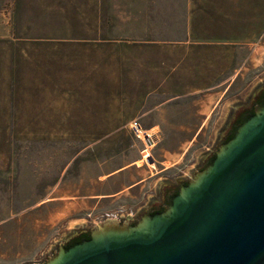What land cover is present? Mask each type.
I'll use <instances>...</instances> for the list:
<instances>
[{
    "label": "rangeland",
    "instance_id": "rangeland-1",
    "mask_svg": "<svg viewBox=\"0 0 264 264\" xmlns=\"http://www.w3.org/2000/svg\"><path fill=\"white\" fill-rule=\"evenodd\" d=\"M6 2L12 26L0 16V264L41 263L76 227L142 217L162 179L194 177L230 109L264 84L260 46L244 60L234 55L217 78L237 72L223 93H146L140 90L160 78L129 76L134 65L115 46L112 0ZM177 62L170 67L186 73ZM161 100L180 107L165 108L172 117L161 118L154 107ZM199 111L208 113L201 122ZM127 163V172L110 176ZM130 183L136 186L119 197L101 198Z\"/></svg>",
    "mask_w": 264,
    "mask_h": 264
},
{
    "label": "water",
    "instance_id": "water-1",
    "mask_svg": "<svg viewBox=\"0 0 264 264\" xmlns=\"http://www.w3.org/2000/svg\"><path fill=\"white\" fill-rule=\"evenodd\" d=\"M35 264H264V84L194 177L159 185L142 217L74 228Z\"/></svg>",
    "mask_w": 264,
    "mask_h": 264
},
{
    "label": "crops",
    "instance_id": "crops-1",
    "mask_svg": "<svg viewBox=\"0 0 264 264\" xmlns=\"http://www.w3.org/2000/svg\"><path fill=\"white\" fill-rule=\"evenodd\" d=\"M6 1L0 4V16L12 26ZM111 4L112 28L120 30L115 46H123L121 50L134 65L129 76L160 78L153 89L140 90L146 93H223L237 72L217 78L230 67L234 55L244 60L264 46V0H112ZM171 62L187 68L186 73L182 68L170 67ZM165 102L161 100L154 107L161 108V118H170L172 115L165 110L180 107L179 101L172 102V106ZM199 113L203 114L200 122L208 117L206 111ZM130 167L128 163L121 165L110 176L124 174ZM135 186L124 185L101 198H117L124 189ZM96 196L92 199L98 202L101 195Z\"/></svg>",
    "mask_w": 264,
    "mask_h": 264
},
{
    "label": "flooded vegetation",
    "instance_id": "flooded-vegetation-1",
    "mask_svg": "<svg viewBox=\"0 0 264 264\" xmlns=\"http://www.w3.org/2000/svg\"><path fill=\"white\" fill-rule=\"evenodd\" d=\"M262 84H263V83H262ZM239 106H245V103H244V104H242V103H237V107H239ZM235 108H236V107L231 108L230 111L234 110ZM229 117H230V113H229L228 118L225 120V122H223V124L219 127V129H218V131H217V133H216V137H215V140H214L213 145H212L210 148H207V149H206V152H204V155H202V156H205V155H206L211 149H215V148L217 147V143H218V140H219L220 134L224 131V128H225L226 122L229 120ZM202 156L198 159V162L196 163L193 172H195V170L201 165V159H202ZM182 179H185V178H182ZM177 180H178V179H177ZM165 182H167V180H163V179H162V184L165 183ZM151 203H152V202H151ZM151 203H150V204H151ZM150 204H149V205H150ZM149 205L147 206L146 211H148V209H149Z\"/></svg>",
    "mask_w": 264,
    "mask_h": 264
},
{
    "label": "built area",
    "instance_id": "built-area-1",
    "mask_svg": "<svg viewBox=\"0 0 264 264\" xmlns=\"http://www.w3.org/2000/svg\"><path fill=\"white\" fill-rule=\"evenodd\" d=\"M135 128H134V132L136 133V132H138V127H136V126H134Z\"/></svg>",
    "mask_w": 264,
    "mask_h": 264
},
{
    "label": "bare ground",
    "instance_id": "bare-ground-1",
    "mask_svg": "<svg viewBox=\"0 0 264 264\" xmlns=\"http://www.w3.org/2000/svg\"><path fill=\"white\" fill-rule=\"evenodd\" d=\"M140 132V134L142 133L141 130L138 129V133Z\"/></svg>",
    "mask_w": 264,
    "mask_h": 264
}]
</instances>
